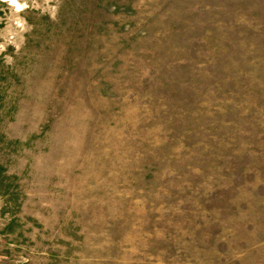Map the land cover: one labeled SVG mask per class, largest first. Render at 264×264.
<instances>
[{"label": "rangeland", "instance_id": "obj_1", "mask_svg": "<svg viewBox=\"0 0 264 264\" xmlns=\"http://www.w3.org/2000/svg\"><path fill=\"white\" fill-rule=\"evenodd\" d=\"M0 264H264V0H0Z\"/></svg>", "mask_w": 264, "mask_h": 264}]
</instances>
